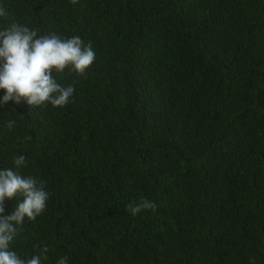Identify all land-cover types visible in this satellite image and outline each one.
Here are the masks:
<instances>
[{
  "label": "trees",
  "instance_id": "trees-1",
  "mask_svg": "<svg viewBox=\"0 0 264 264\" xmlns=\"http://www.w3.org/2000/svg\"><path fill=\"white\" fill-rule=\"evenodd\" d=\"M0 6V30L79 36L96 53L84 75L53 70L74 88L63 107L0 104V169L50 194L9 250L47 245L41 264H264V0ZM142 199L156 208L131 215Z\"/></svg>",
  "mask_w": 264,
  "mask_h": 264
},
{
  "label": "clouds",
  "instance_id": "clouds-1",
  "mask_svg": "<svg viewBox=\"0 0 264 264\" xmlns=\"http://www.w3.org/2000/svg\"><path fill=\"white\" fill-rule=\"evenodd\" d=\"M71 2L75 6L78 0ZM6 16V10L0 6V18ZM95 58L91 42L85 44L79 36L61 38L56 33L38 36V30L13 22L0 30V60L4 61L0 67V89L6 90L0 104L11 100L20 104L23 100L32 107L45 103L63 107L72 97L74 88L60 85L53 70L62 73L67 68L84 75ZM7 126L13 128L15 121H9ZM25 161L24 155L14 157L17 169ZM18 194L23 199L17 208L11 215H3L5 198L12 199ZM49 195L44 181L24 177L12 168L0 169V264H41V256L48 258L47 245L41 248V255L27 259L9 250V245L22 231L25 218L35 221L42 214ZM155 208V203L142 199L140 203H130L127 210L136 216L142 210ZM57 264H69L68 257H60Z\"/></svg>",
  "mask_w": 264,
  "mask_h": 264
}]
</instances>
